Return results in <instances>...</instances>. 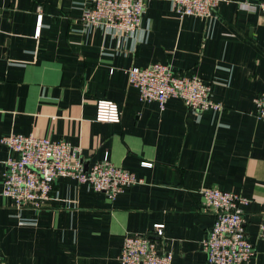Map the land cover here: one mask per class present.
Returning <instances> with one entry per match:
<instances>
[{"label":"crops","instance_id":"0c3cea01","mask_svg":"<svg viewBox=\"0 0 264 264\" xmlns=\"http://www.w3.org/2000/svg\"><path fill=\"white\" fill-rule=\"evenodd\" d=\"M84 1L0 0V138L66 140L82 148L86 168L108 156L143 182L111 199L60 177L42 208L17 209L2 193L12 152L0 142V264H121L129 233L173 251L174 264H210L202 240L216 216L203 208V187L250 198L245 228L256 255L245 264H264V119L254 103L264 91V11L243 5L262 0L222 1L210 18L146 0L131 34L87 25ZM155 62L211 84L223 112L142 100L128 69ZM100 99L118 104L119 122L96 119Z\"/></svg>","mask_w":264,"mask_h":264},{"label":"built area","instance_id":"2783aa9c","mask_svg":"<svg viewBox=\"0 0 264 264\" xmlns=\"http://www.w3.org/2000/svg\"><path fill=\"white\" fill-rule=\"evenodd\" d=\"M226 0H173L174 10L180 16L210 18ZM82 20L87 25L102 26L109 31L131 34L142 25L146 0H85ZM247 9L264 11V0L256 5L243 4ZM42 19V14H40ZM41 23V20H40ZM41 24L37 29L40 35ZM131 84L139 90L144 101L157 102L163 110L169 99H182L194 112L213 110L223 112L224 104L215 99L212 85L196 75L176 72L172 65L155 62L147 67L128 69ZM256 115L264 119V91L254 98ZM96 119L120 121V109L112 100L97 101ZM11 150L5 160L3 195L17 209H40L52 198L55 182L70 177L80 183H89L95 190L115 199L127 188L143 182L131 170L115 165L108 156L88 168L82 160V148L66 140H56L34 133H12L0 138ZM148 164V163H145ZM204 210L215 214L213 227L202 240V248L210 264H245L256 255L255 245L248 239L244 206L250 198L218 187L200 190ZM164 224L155 230L163 236ZM259 235L264 239V214ZM121 264H174L173 251L162 249L148 234L129 233L120 252Z\"/></svg>","mask_w":264,"mask_h":264}]
</instances>
